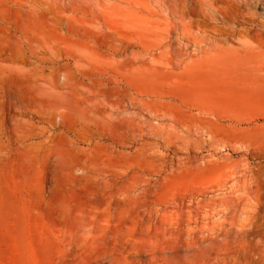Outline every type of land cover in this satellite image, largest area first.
I'll return each instance as SVG.
<instances>
[{"label":"rangeland","instance_id":"rangeland-1","mask_svg":"<svg viewBox=\"0 0 264 264\" xmlns=\"http://www.w3.org/2000/svg\"><path fill=\"white\" fill-rule=\"evenodd\" d=\"M233 215H264V0H0V264H206Z\"/></svg>","mask_w":264,"mask_h":264},{"label":"bare ground","instance_id":"bare-ground-1","mask_svg":"<svg viewBox=\"0 0 264 264\" xmlns=\"http://www.w3.org/2000/svg\"><path fill=\"white\" fill-rule=\"evenodd\" d=\"M233 218V226L219 230L201 243L195 242L194 247L201 248L206 264H264V215Z\"/></svg>","mask_w":264,"mask_h":264}]
</instances>
